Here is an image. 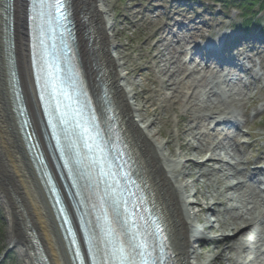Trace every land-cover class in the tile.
I'll list each match as a JSON object with an SVG mask.
<instances>
[{
	"label": "bare ground",
	"instance_id": "bare-ground-1",
	"mask_svg": "<svg viewBox=\"0 0 264 264\" xmlns=\"http://www.w3.org/2000/svg\"><path fill=\"white\" fill-rule=\"evenodd\" d=\"M99 3L100 0H68L75 31L76 56L88 87L85 88V86L84 88L87 91L91 90V93L95 95L94 98L101 99L105 107V117L109 115L108 124L103 126L110 130L105 134L108 145L117 147L125 153L129 173L137 183H134L131 188H134L139 196H143L149 202L152 212L163 229L171 263L208 264L211 261L219 260L217 256L211 259L202 257L201 253H197L192 248L193 243L200 242L199 235L202 231L208 229L207 225H200L202 221H205V219H198V215L201 213L206 216L209 213H215L218 216L229 213L231 217L228 221L220 220L218 224L221 231L229 230L230 233L228 235L222 234L219 238L211 239V241L216 240L218 246L222 243L234 242L235 247L228 246L226 248L228 252L248 253L251 250L250 247L264 241V196L261 195L264 192H258L254 186L256 183L251 182L256 180V175L248 181L237 178L232 184L227 183L231 177H235L244 171V168L240 170V166H244V164L238 156L239 145L237 146L233 142L227 148L222 143L224 139L228 138L224 132L225 130L228 131L226 126L232 125L229 128L231 129L239 127L240 124L238 120L230 117L228 109L229 103L233 102L231 95L241 94L234 83L233 76L229 74L218 75L216 72L208 73L210 68L207 65L211 56H208V61L204 62L205 54L199 51L200 53L197 54L202 59L196 66L199 70L190 69L184 80L177 79L186 71L183 66L190 61L191 54L187 60H185L186 57L182 60L177 58L172 62L169 54L165 53L168 50L165 39L158 37L163 27L145 36L143 43L145 50L142 58H149L151 61L158 84L153 93L158 97L163 96L165 105L159 106L149 97H139L134 91L136 87L132 78L128 77V73H123L122 68L125 66L126 56L122 54L116 57L112 56V52L117 51L119 47L113 42L112 35H110L113 25L105 18L106 11L100 7ZM26 8L25 1L20 4L19 0H0V18L2 20L7 19L12 28L8 37V53L17 87L20 90L21 101L29 119L28 131L34 135L48 170L53 172L52 163L43 147L37 124L39 111L29 68ZM1 25L0 20V28ZM77 32H82L83 39L76 36ZM183 41L184 39H177L176 42L177 47L181 50ZM211 44L218 48L216 52H219L218 55L221 56L220 53H223L224 49L223 47L220 48L221 38ZM197 48L195 47V50ZM150 69L145 68L144 71L149 72ZM198 72H202L200 80L193 77ZM162 77L165 78L162 79ZM200 81L209 87L204 94H200V97L206 101L211 98L219 100L227 106L226 109L221 110L211 106L205 108L203 113L198 116L187 112L189 110L185 111L184 115L178 116L173 134V141L177 147L176 151L171 150L169 143L163 144L158 141L157 138L162 137L159 131L150 132L147 135L143 134L142 130H147L159 123L161 120L160 113L174 110L179 99L185 98L190 90L194 89V83H202ZM143 90L148 93L145 88ZM28 91L31 104L27 100ZM193 96L192 91L188 98L193 100ZM142 100L144 103L142 108L131 103L134 101L139 104ZM209 102L212 104L211 101ZM10 104L5 92L3 76L0 75V196L1 199L5 200L7 194H11L15 203V205L9 204L8 209L10 217L9 247L18 248L23 254L26 264H33L32 258L29 256L28 244L35 241L47 264H70L60 232L44 196L43 188L25 147H23L24 142L21 140L17 123H14L17 122V119L12 108L10 109ZM150 115L154 116L153 120L147 119ZM212 121H214V126L225 125V127L221 128L218 134L202 132L201 128ZM219 137L223 138L217 141ZM168 139L170 140V137ZM188 139L198 141L199 146L193 148ZM213 139L216 140L213 141ZM164 148L167 149L168 154H165ZM192 151L202 156L203 159L195 162L187 159L182 162L169 157L171 154L173 157H179L185 152ZM218 152H223L224 155L234 161V165L223 164L220 155L217 154ZM210 164H215L216 167L209 168L208 165ZM185 165L190 167L188 172L184 171ZM193 169H202L198 180L193 178ZM185 177L193 178L190 184L183 182ZM28 180L33 181L36 186L43 209L39 208L31 197L27 186ZM199 180H203L202 186L204 188L211 189L210 197L205 198L204 194L199 191H196L194 196L204 197L205 201L211 200L212 206H220L222 209L215 211L211 207L202 208V203L187 200L190 197L186 195L188 188L195 185ZM228 194H233V196L227 197ZM235 200H241L242 206L240 205L238 208L228 207V203ZM7 203L6 201V205H8ZM247 205L251 207L249 208ZM193 208L197 211L193 212ZM239 224H243V226L239 227ZM255 226H260V229L254 230ZM23 231H28L29 236ZM50 233L54 239L51 238ZM248 236L250 238L245 239ZM54 244L57 245L62 255V263H60ZM226 261L229 264H237L229 258ZM245 263L251 264V260Z\"/></svg>",
	"mask_w": 264,
	"mask_h": 264
},
{
	"label": "rangeland",
	"instance_id": "rangeland-1",
	"mask_svg": "<svg viewBox=\"0 0 264 264\" xmlns=\"http://www.w3.org/2000/svg\"><path fill=\"white\" fill-rule=\"evenodd\" d=\"M24 0H19L22 4ZM100 7L106 11L105 18L112 23L113 29L110 32L112 35L113 42L119 47L115 52H112V56L116 57L119 54L126 56L125 66L122 68L123 73H128V77L132 78L135 84V93L139 97H149L155 104L164 106L165 103L162 99L163 96L158 97L154 90L157 89L158 84L156 83V75L149 58L143 59L142 55L144 52L143 43L145 36L151 34L156 29L163 28L159 33V38L165 39V45L167 49L165 53L169 54L172 62L177 58L188 59L191 54L190 61H188L183 68L186 69L177 79L184 80V77L188 74V70H199L196 68L198 62H200V55L197 53L203 52L202 45L205 42H215L218 38L222 40L220 48L223 47V53L221 54L222 62L221 65L216 64L215 61L208 62L209 70L208 73L216 72L218 75L229 74L233 76L237 88L240 90V95H231L232 101L229 103L228 109H235L242 119H239V127L230 128L232 125H227L224 132L228 136L222 143L228 148L234 143L238 146V156L244 166H240V170L244 168L241 174L231 177L227 183L232 184L235 179H253L256 175V180L251 181L256 183L258 192H264V13L253 17L254 21H258V25H253L249 28L248 34L251 35L248 39H240L242 36L238 30V25L241 23V12H237L232 6L223 7L218 2L211 0H100ZM257 10H254L256 12ZM75 17V13H74ZM1 20V55H0V75L3 76L5 84V92L8 96L10 104V94L7 85V75L5 65L3 64V48L4 41L7 34L5 33L3 26L7 29L8 20ZM166 25V27H165ZM263 31V32H262ZM81 35V36H79ZM76 36L83 39L82 32H77ZM247 36V35H246ZM256 37V41L253 42L251 38ZM223 37V38H222ZM4 38V41H3ZM177 39L184 41L182 42V50L177 47ZM224 41V42H223ZM154 42V40H152ZM8 41L6 45H8ZM9 46V45H8ZM195 47H198L195 50ZM200 51V52H199ZM186 53V55H184ZM205 57V56H204ZM224 57V58H223ZM206 57L203 59L205 62ZM212 60V59H211ZM123 62V61H122ZM204 62H201L202 64ZM234 66V67H233ZM145 68H151L149 72L144 71ZM249 70V71H247ZM257 73V74H255ZM202 72L196 73L193 77L200 80ZM165 77H162V79ZM89 82V81H88ZM202 82V81H200ZM89 84V83H88ZM193 86V90H190L188 95L193 91L194 99L185 98L179 99L178 105L174 110H169L166 113H160L161 120L154 127L147 130H142L144 135L150 132L159 131L162 137H158L160 143H169L171 150L176 151L177 147L173 141V134L175 133V121L178 116L184 115L187 111L192 115L198 116L203 113L205 108L211 106L217 109H226L227 106L223 105L222 102L216 99H206L200 97V94H204L209 87L205 83H197ZM144 86V87H143ZM146 89V93L143 89ZM235 87V89H237ZM28 101L31 104L29 91ZM187 98V99H186ZM212 104H210V102ZM140 108L144 105L143 100L135 103ZM12 105L10 104V109ZM144 111V109H142ZM216 117V116H213ZM149 120H153L154 116H148ZM16 123V122H14ZM225 125L214 126V121L206 123L202 132H208L209 134H218L221 128ZM142 129V128H141ZM199 131V130H198ZM237 136H236V135ZM170 137V140L168 139ZM223 137H219L217 141ZM193 148L199 146V142L188 139ZM216 139H213V141ZM226 141V142H225ZM24 147V146H23ZM165 154H168L166 148L163 150ZM223 164L234 165V161L229 159L223 152H218ZM27 157V156H26ZM173 159L181 160L185 162L187 159H191L192 162L200 161L202 156L192 152H185V154L179 157L169 156ZM191 162V161H190ZM247 163V164H246ZM209 168L216 167L215 164L208 165ZM189 165H185L184 171H189ZM243 170V169H242ZM202 169H193V178L198 180ZM231 173V172H230ZM233 173V172H232ZM193 178L185 177L183 182L190 184ZM220 178V177H219ZM28 180V188L31 197L35 201L39 208L43 209L40 194L36 189L33 181ZM203 180H199L195 185H191L186 195L190 196L187 200L192 202L202 203V208L211 207L212 210L219 211L222 209L220 206H212V201H205L204 197H195L196 191L202 192L205 198L210 197L211 189H206L202 185ZM264 196L263 193H261ZM233 194H228L227 197H231ZM0 196V264H26V260L23 254L18 248H10V217H9V204L15 205L11 194H7V198L1 199ZM5 198V197H4ZM6 201L8 202L6 205ZM242 204L241 200H235L229 202L228 207H240ZM242 206V205H241ZM247 207H251L250 205ZM197 209L193 208V212ZM240 211V210H238ZM234 211V212H238ZM231 217L229 213H224L218 216L215 213H209V215L199 214L198 219H205L201 222L208 226V229L202 231L200 237L206 236L208 238L217 239L222 234L228 235L229 230L221 231L219 229L218 221H228ZM196 223V221H194ZM199 226L198 224H196ZM239 227L243 224H239ZM260 229V226H255L254 230ZM24 234L29 236L28 231H23ZM249 233V231H248ZM52 239H54L52 233H50ZM248 236L245 239H249ZM28 246L31 248L32 244ZM228 246H234V242L222 243L221 245L216 244L215 241L204 242V243H193L192 248L197 253H201L202 257L211 259L215 256L219 260L211 261L208 264H229L226 259L229 258L235 261L237 264H246L245 262L251 260V264H264V241H260L254 247H250L251 250L244 254L240 251L228 252L226 248ZM54 248L57 250L58 258L62 263V255L59 252V248L54 244Z\"/></svg>",
	"mask_w": 264,
	"mask_h": 264
},
{
	"label": "trees",
	"instance_id": "trees-1",
	"mask_svg": "<svg viewBox=\"0 0 264 264\" xmlns=\"http://www.w3.org/2000/svg\"><path fill=\"white\" fill-rule=\"evenodd\" d=\"M222 4L223 7L232 6L235 10L241 12V30L248 32L253 25H258L253 17L264 13V0H211ZM254 10H257L254 12ZM264 29V28H263Z\"/></svg>",
	"mask_w": 264,
	"mask_h": 264
},
{
	"label": "water",
	"instance_id": "water-1",
	"mask_svg": "<svg viewBox=\"0 0 264 264\" xmlns=\"http://www.w3.org/2000/svg\"><path fill=\"white\" fill-rule=\"evenodd\" d=\"M3 29H4V26H3ZM3 41H4V38H3ZM6 43H7V42L4 41L3 60H4V64H5V70H6V75H7V83H8V87H9V89H11L10 79H11V74H12V67H11V61H10V59H9V53H8L9 47H8V45H6ZM10 95H11V93H10ZM11 99H12V101H11V102H12V108H13V110H14V112H15V110H16V104H15L14 101H13V96H11ZM15 118L17 119L18 128H19V130H20V133H21V135H22V138H23V140L25 141L24 136H23V134H22L21 125H20V123H19V119H18L17 115L15 116ZM34 248H35V250H36V253H37V256H38L40 262H41L42 264H45L44 257H43V255H42V253H41L40 248L37 246L36 243H34Z\"/></svg>",
	"mask_w": 264,
	"mask_h": 264
},
{
	"label": "snow or ice",
	"instance_id": "snow-or-ice-1",
	"mask_svg": "<svg viewBox=\"0 0 264 264\" xmlns=\"http://www.w3.org/2000/svg\"><path fill=\"white\" fill-rule=\"evenodd\" d=\"M61 3H62V0H54V2L52 3L51 7H53L57 11H60V4ZM109 231H110V229H109ZM106 235H107V233H106ZM132 251H134L136 253V255H138V256H146L147 255L146 249H144L143 246H141L139 244H136L132 248ZM113 253L118 255L122 262L125 261V260L132 259L131 253L128 251L127 248H125L123 246L114 249Z\"/></svg>",
	"mask_w": 264,
	"mask_h": 264
},
{
	"label": "clouds",
	"instance_id": "clouds-1",
	"mask_svg": "<svg viewBox=\"0 0 264 264\" xmlns=\"http://www.w3.org/2000/svg\"><path fill=\"white\" fill-rule=\"evenodd\" d=\"M230 117L236 120L242 119L240 114L235 109H229Z\"/></svg>",
	"mask_w": 264,
	"mask_h": 264
}]
</instances>
